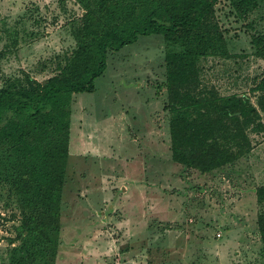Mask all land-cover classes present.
<instances>
[{"label": "rangeland", "instance_id": "374dc122", "mask_svg": "<svg viewBox=\"0 0 264 264\" xmlns=\"http://www.w3.org/2000/svg\"><path fill=\"white\" fill-rule=\"evenodd\" d=\"M89 9L103 15L100 0H0V87L58 74ZM212 11L226 54L200 58L195 83L248 94L264 78L251 42L264 34V0H216ZM169 49L181 46L140 37L108 53L94 92L71 96L59 226L45 228L54 245L44 240L43 256L29 257L23 242L34 213L26 164L0 140V264H264V133L247 155L205 173L174 162Z\"/></svg>", "mask_w": 264, "mask_h": 264}, {"label": "trees", "instance_id": "16d2710c", "mask_svg": "<svg viewBox=\"0 0 264 264\" xmlns=\"http://www.w3.org/2000/svg\"><path fill=\"white\" fill-rule=\"evenodd\" d=\"M215 1L100 0L103 15L85 12L82 26L75 31L76 47L58 74L43 83L25 75L22 83L10 81L0 87V123L6 120L0 140L8 139L27 165V201L34 213L25 217L22 229L29 257L43 256L44 240L54 245L45 228L59 226L71 96L94 92L108 53L140 37L162 35L181 46L178 51L169 49L165 57L171 159L205 173L252 150L253 134L264 133V78L248 94L219 95L195 83L200 58L226 54L211 19ZM251 42L255 53L264 56V34ZM58 137L62 140L55 144ZM256 193L263 202L264 185ZM258 226L264 253V212L258 216Z\"/></svg>", "mask_w": 264, "mask_h": 264}, {"label": "built area", "instance_id": "2783aa9c", "mask_svg": "<svg viewBox=\"0 0 264 264\" xmlns=\"http://www.w3.org/2000/svg\"><path fill=\"white\" fill-rule=\"evenodd\" d=\"M216 235H217V236H220V233L218 232Z\"/></svg>", "mask_w": 264, "mask_h": 264}]
</instances>
